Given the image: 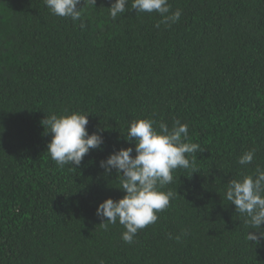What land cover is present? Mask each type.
Segmentation results:
<instances>
[{
	"label": "trees",
	"instance_id": "obj_1",
	"mask_svg": "<svg viewBox=\"0 0 264 264\" xmlns=\"http://www.w3.org/2000/svg\"><path fill=\"white\" fill-rule=\"evenodd\" d=\"M111 3L85 5L74 22L44 0H0V264H264V239H246L226 199L232 179L264 169V0H169L182 10L171 25L132 0L113 20ZM65 110L89 113V134L103 129L79 166L47 152L42 121ZM137 118L186 123L201 151L186 154L194 167L163 189L177 195L128 244L96 209L125 194L100 162L135 149Z\"/></svg>",
	"mask_w": 264,
	"mask_h": 264
},
{
	"label": "clouds",
	"instance_id": "obj_2",
	"mask_svg": "<svg viewBox=\"0 0 264 264\" xmlns=\"http://www.w3.org/2000/svg\"><path fill=\"white\" fill-rule=\"evenodd\" d=\"M46 7L53 15L68 17L72 21L80 20L85 5L95 6L96 0H44ZM128 0H112L108 7L113 20L125 13ZM131 9L138 13L156 12L162 20L160 23L171 25L179 21L182 10L171 11L169 0H132ZM160 23L156 27H160ZM81 27H84L81 23ZM89 113L67 111L52 114L43 119L45 133H51L47 152L57 165L79 166L86 154L103 145V129L89 134L87 125ZM151 118L133 120L127 130V140L135 143L111 153L100 165L107 173L116 169L120 177V189L124 195L118 200L107 198L97 209L101 217V227L108 229L109 224L117 221L124 226L121 238L131 244L139 230L158 220L157 213L169 207L170 201L177 195L164 187L173 181V172L178 168L194 167L186 154L201 151L200 145L189 142V131L186 123L174 121L171 128L166 123ZM135 150V155L132 153ZM255 156V149L245 151L239 157V164H250ZM226 199L235 205L236 212L244 216L248 226L246 239L258 244L264 239V169L259 166L252 174L241 179H232L227 187ZM253 229L254 231H249ZM259 233V234H257ZM171 238V234H169ZM179 240V236L176 237Z\"/></svg>",
	"mask_w": 264,
	"mask_h": 264
}]
</instances>
